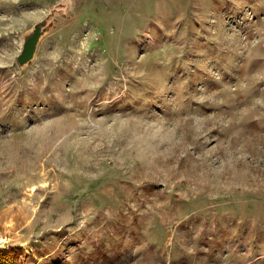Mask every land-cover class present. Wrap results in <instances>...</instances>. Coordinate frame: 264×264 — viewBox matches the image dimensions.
Instances as JSON below:
<instances>
[{"label":"rangeland","instance_id":"obj_1","mask_svg":"<svg viewBox=\"0 0 264 264\" xmlns=\"http://www.w3.org/2000/svg\"><path fill=\"white\" fill-rule=\"evenodd\" d=\"M0 239V264H264V0H0Z\"/></svg>","mask_w":264,"mask_h":264},{"label":"water","instance_id":"obj_2","mask_svg":"<svg viewBox=\"0 0 264 264\" xmlns=\"http://www.w3.org/2000/svg\"><path fill=\"white\" fill-rule=\"evenodd\" d=\"M46 31L47 28L44 24L39 23L35 26L32 34L26 38L23 49L18 55V62L21 66H24L35 59L41 37Z\"/></svg>","mask_w":264,"mask_h":264},{"label":"bare ground","instance_id":"obj_3","mask_svg":"<svg viewBox=\"0 0 264 264\" xmlns=\"http://www.w3.org/2000/svg\"><path fill=\"white\" fill-rule=\"evenodd\" d=\"M4 239H0V245L2 244V243H4Z\"/></svg>","mask_w":264,"mask_h":264},{"label":"trees","instance_id":"obj_4","mask_svg":"<svg viewBox=\"0 0 264 264\" xmlns=\"http://www.w3.org/2000/svg\"><path fill=\"white\" fill-rule=\"evenodd\" d=\"M2 257V255H0Z\"/></svg>","mask_w":264,"mask_h":264}]
</instances>
